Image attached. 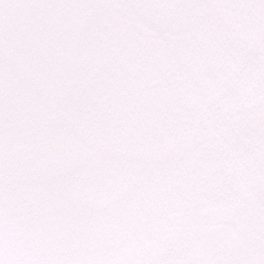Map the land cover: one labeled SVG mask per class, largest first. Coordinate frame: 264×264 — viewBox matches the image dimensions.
<instances>
[{"label": "snow or ice", "instance_id": "snow-or-ice-1", "mask_svg": "<svg viewBox=\"0 0 264 264\" xmlns=\"http://www.w3.org/2000/svg\"><path fill=\"white\" fill-rule=\"evenodd\" d=\"M0 264H264V0H0Z\"/></svg>", "mask_w": 264, "mask_h": 264}]
</instances>
